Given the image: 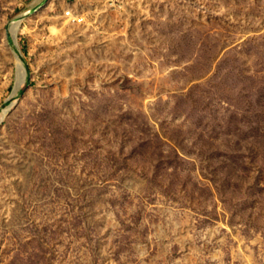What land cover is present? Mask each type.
<instances>
[{
  "label": "rangeland",
  "instance_id": "obj_1",
  "mask_svg": "<svg viewBox=\"0 0 264 264\" xmlns=\"http://www.w3.org/2000/svg\"><path fill=\"white\" fill-rule=\"evenodd\" d=\"M1 117L0 264H264V0H0Z\"/></svg>",
  "mask_w": 264,
  "mask_h": 264
},
{
  "label": "bare ground",
  "instance_id": "obj_2",
  "mask_svg": "<svg viewBox=\"0 0 264 264\" xmlns=\"http://www.w3.org/2000/svg\"><path fill=\"white\" fill-rule=\"evenodd\" d=\"M22 20L23 19H20V20H18V21H15V22H13V25H12V28H10V32H11V34L13 35V37H15L16 38V40H17V34H18V31H19V27H20V23L22 22ZM20 59V58H19ZM21 60V59H20ZM10 111V108L9 109H6L5 110V114L7 115L8 114V112ZM5 115V116H6ZM4 119H5V117H1L0 118V124H2V122L4 121Z\"/></svg>",
  "mask_w": 264,
  "mask_h": 264
},
{
  "label": "water",
  "instance_id": "obj_3",
  "mask_svg": "<svg viewBox=\"0 0 264 264\" xmlns=\"http://www.w3.org/2000/svg\"><path fill=\"white\" fill-rule=\"evenodd\" d=\"M18 58L22 59L20 55H18Z\"/></svg>",
  "mask_w": 264,
  "mask_h": 264
}]
</instances>
